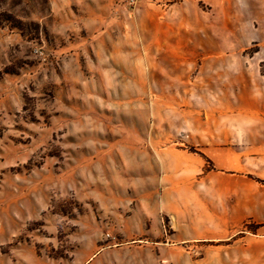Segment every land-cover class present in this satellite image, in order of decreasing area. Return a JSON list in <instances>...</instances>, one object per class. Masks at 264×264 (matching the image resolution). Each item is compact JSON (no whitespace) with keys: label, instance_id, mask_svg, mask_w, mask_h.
Wrapping results in <instances>:
<instances>
[{"label":"rangeland","instance_id":"1","mask_svg":"<svg viewBox=\"0 0 264 264\" xmlns=\"http://www.w3.org/2000/svg\"><path fill=\"white\" fill-rule=\"evenodd\" d=\"M263 47L264 0H0V264H205L233 239H190L158 150L201 152Z\"/></svg>","mask_w":264,"mask_h":264},{"label":"crops","instance_id":"2","mask_svg":"<svg viewBox=\"0 0 264 264\" xmlns=\"http://www.w3.org/2000/svg\"><path fill=\"white\" fill-rule=\"evenodd\" d=\"M231 76L218 73L214 78L220 89L231 85L234 118L220 114L213 122L218 128L213 137L211 121L203 123V130L193 137L195 145H203L201 153L168 146L158 154L178 184L194 193L195 204L188 211L190 239H233L210 244L205 264H264V75L257 71ZM206 159L213 168L206 169ZM246 223L256 224L257 232L237 237Z\"/></svg>","mask_w":264,"mask_h":264},{"label":"trees","instance_id":"3","mask_svg":"<svg viewBox=\"0 0 264 264\" xmlns=\"http://www.w3.org/2000/svg\"><path fill=\"white\" fill-rule=\"evenodd\" d=\"M261 72H262V74L264 75V60L261 62ZM190 150L193 151V152H199V153H201L200 151H197V150L194 149V148H191ZM207 161L210 162L209 159H207ZM210 168H213V166L210 167ZM247 226H248V228H249V225H247Z\"/></svg>","mask_w":264,"mask_h":264}]
</instances>
